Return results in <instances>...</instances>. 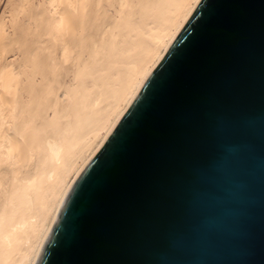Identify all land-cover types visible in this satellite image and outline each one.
I'll return each instance as SVG.
<instances>
[{
    "label": "water",
    "instance_id": "obj_1",
    "mask_svg": "<svg viewBox=\"0 0 264 264\" xmlns=\"http://www.w3.org/2000/svg\"><path fill=\"white\" fill-rule=\"evenodd\" d=\"M34 264H264V0H197Z\"/></svg>",
    "mask_w": 264,
    "mask_h": 264
},
{
    "label": "bare ground",
    "instance_id": "obj_2",
    "mask_svg": "<svg viewBox=\"0 0 264 264\" xmlns=\"http://www.w3.org/2000/svg\"><path fill=\"white\" fill-rule=\"evenodd\" d=\"M197 0H0V264H34L71 181Z\"/></svg>",
    "mask_w": 264,
    "mask_h": 264
}]
</instances>
